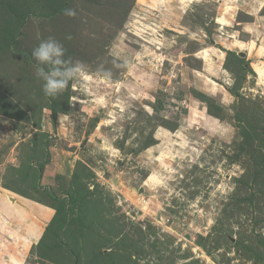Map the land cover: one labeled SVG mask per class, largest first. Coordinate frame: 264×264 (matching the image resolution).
Returning a JSON list of instances; mask_svg holds the SVG:
<instances>
[{
	"label": "rangeland",
	"instance_id": "obj_1",
	"mask_svg": "<svg viewBox=\"0 0 264 264\" xmlns=\"http://www.w3.org/2000/svg\"><path fill=\"white\" fill-rule=\"evenodd\" d=\"M227 1L0 0V264H264V91ZM49 37L91 77L56 97Z\"/></svg>",
	"mask_w": 264,
	"mask_h": 264
},
{
	"label": "crops",
	"instance_id": "obj_2",
	"mask_svg": "<svg viewBox=\"0 0 264 264\" xmlns=\"http://www.w3.org/2000/svg\"><path fill=\"white\" fill-rule=\"evenodd\" d=\"M229 5V7H232V10H236V12L238 10H243L245 12V14L247 16L252 17V22H242L241 24H250L249 29H250V33H249V39H248V43L246 44V46H248V49H251V51L249 52V57H248V61L250 62V70H253L254 72V76L253 79L255 80L254 82L248 83L247 85L250 86V91L255 92L256 94L258 93V88H260L261 92L260 94H263L262 92L264 91V45H257L256 43V39L262 38V40H264V16H262L263 18L258 19L260 17H254L257 15L256 11L260 10V8H262V3L263 0H229L227 1ZM224 3V2H223ZM240 4V5H239ZM261 6V7H260ZM255 11V13L253 14L252 12ZM229 12V11H228ZM242 12V11H241ZM259 13V11H258ZM231 19L228 18V16L226 15V12H221L219 14V17L217 19V22H219V24H223L222 26L226 27L231 24L232 22H234L233 19V15L230 16ZM223 20V21H222ZM223 22V23H220ZM258 95V94H257ZM52 169H56L57 167L54 165L55 163L52 162ZM60 167H62V169L57 170V173L59 172V174H62L64 176H67V172H64V166L65 165H61V163H59ZM73 163L70 164V167L73 168ZM45 171V170H43ZM54 173V170H52ZM62 172V173H61ZM53 173H51V184H53L55 186L56 184V176L53 175ZM43 174V173H42ZM47 176V174H44V177ZM49 219L47 221H49L50 219H52V216L54 215V210L51 209V211H49ZM45 214V213H44ZM44 216H47L46 214ZM46 218V217H45ZM15 230L14 233H16L18 235L17 239L19 242L21 241H25L24 243H28V244H32L35 245L39 240L40 237L43 234V229L40 227V230L37 229H30L28 230V227H24L23 229H13ZM38 231L40 232V236L37 237L38 235ZM16 242V243H17Z\"/></svg>",
	"mask_w": 264,
	"mask_h": 264
},
{
	"label": "clouds",
	"instance_id": "obj_3",
	"mask_svg": "<svg viewBox=\"0 0 264 264\" xmlns=\"http://www.w3.org/2000/svg\"><path fill=\"white\" fill-rule=\"evenodd\" d=\"M63 14L67 17H75L76 10L73 8H65ZM66 49L63 44L53 37L42 40L32 52L31 57L36 62V74L43 80V93L48 97H56L69 86L70 81L79 78L90 79L86 72V66L76 61L73 63L70 59L65 60ZM48 67V71H45ZM109 77V79H105ZM101 80L110 81V74L105 73ZM67 119V116L63 117Z\"/></svg>",
	"mask_w": 264,
	"mask_h": 264
},
{
	"label": "trees",
	"instance_id": "obj_4",
	"mask_svg": "<svg viewBox=\"0 0 264 264\" xmlns=\"http://www.w3.org/2000/svg\"><path fill=\"white\" fill-rule=\"evenodd\" d=\"M239 60H242L244 62V59L240 58L239 56H237ZM250 69V68H249ZM252 71V70H251Z\"/></svg>",
	"mask_w": 264,
	"mask_h": 264
},
{
	"label": "water",
	"instance_id": "obj_5",
	"mask_svg": "<svg viewBox=\"0 0 264 264\" xmlns=\"http://www.w3.org/2000/svg\"><path fill=\"white\" fill-rule=\"evenodd\" d=\"M240 56H241V57H245L246 55H244V53H241Z\"/></svg>",
	"mask_w": 264,
	"mask_h": 264
}]
</instances>
